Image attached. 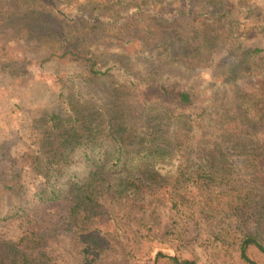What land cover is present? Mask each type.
<instances>
[{"label":"trees","instance_id":"16d2710c","mask_svg":"<svg viewBox=\"0 0 264 264\" xmlns=\"http://www.w3.org/2000/svg\"><path fill=\"white\" fill-rule=\"evenodd\" d=\"M206 1L10 0L8 26L16 35L8 39L36 42L39 57L18 56L0 43V69L14 75L25 64L36 67L54 79L64 105L36 122L27 158L40 180L35 198L71 203L85 255L112 249L115 215L129 208L134 215L122 220L134 235L131 264H198L184 258L187 225L196 217L210 228L202 244L213 260L264 264V234L239 223L264 198V93L236 85L240 76L264 72V51L244 47L241 31L264 21L243 17L249 7L238 0ZM223 45L233 47L234 60L222 66L215 57ZM204 68L213 82L204 96L173 81L175 71L188 81ZM79 77L86 85L109 81L112 92L91 101L66 97ZM30 204L20 176H0V222L30 219ZM160 208L174 214L164 237L152 233L147 215ZM152 243L179 253H154ZM1 251L0 264H61L37 233Z\"/></svg>","mask_w":264,"mask_h":264},{"label":"rangeland","instance_id":"374dc122","mask_svg":"<svg viewBox=\"0 0 264 264\" xmlns=\"http://www.w3.org/2000/svg\"><path fill=\"white\" fill-rule=\"evenodd\" d=\"M217 1L219 0H207L205 5L214 6ZM238 3L249 7L242 11L243 17L252 19L258 16L264 21V0H238ZM10 5V0H0V43L6 45L10 53L18 56L39 57L33 55L38 45L36 42L26 44L13 40L16 30L9 27L11 26ZM243 17L241 15L239 20ZM21 23H28L27 18H22ZM241 31L245 38L242 42L244 47L264 51V24L257 26L256 29H252L251 26L242 27ZM8 37H13V39L10 40ZM233 51V47L230 46L220 47L216 51V63L223 66L232 62L234 60ZM176 72H173V81L177 84L193 89L202 96L206 95V92L210 93L213 82L206 68L194 72L195 74L188 81L178 76ZM6 73L0 69V176L4 179H12L16 176L22 178L28 190L33 215L28 220L11 219L0 222V254L6 245L18 242L29 233H37L45 236L52 260L61 264H131L133 259L130 253L133 249H131L132 243L134 247V235H132V230L128 229L130 225L127 224L126 228L127 222L122 218L127 213L134 215L133 209L125 208L120 211L121 208H119L120 217L115 215L109 235L112 249L105 251L100 257L93 258L92 255L82 253L83 243L77 239L78 228L70 218L71 203L64 201L43 205L36 200L35 188L40 184V180L31 172L27 163V158L33 154L31 141L36 122L47 113L61 112L64 108L63 100L57 98V86L54 85V79L42 78L36 67L25 64L24 67L20 66L14 75H11L12 72L9 75ZM85 83L82 77L71 79L66 97L71 92L73 95L80 94L86 100L91 101L100 100L101 97H107L112 92L109 81L103 80L92 85ZM236 85L243 92H252L259 86L264 93V72L259 76H240ZM172 129L174 130V127ZM262 155L263 160L259 163L262 168L259 179L262 188L261 196L264 197V153ZM190 163L192 166L195 164L194 167H196L198 161L193 159ZM249 211L246 218L241 219L239 223L244 224L247 232L264 234V198ZM147 215L151 219L149 228L153 229L152 233L164 237L172 227L174 214L166 208H160L157 211H148ZM125 229L129 232L125 233ZM210 237V228L204 221L196 217L193 222H189L186 241L191 244L188 246L189 255L184 258L194 257L198 264H220L210 257L209 250L202 244ZM142 243V247L146 249L149 247L146 240ZM150 247L154 253L159 251L170 254L179 253L175 248L158 243H152Z\"/></svg>","mask_w":264,"mask_h":264}]
</instances>
